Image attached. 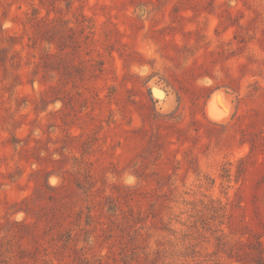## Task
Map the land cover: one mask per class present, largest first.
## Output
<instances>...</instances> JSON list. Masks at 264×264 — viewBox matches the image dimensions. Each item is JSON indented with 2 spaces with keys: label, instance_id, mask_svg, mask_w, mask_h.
<instances>
[{
  "label": "rangeland",
  "instance_id": "rangeland-1",
  "mask_svg": "<svg viewBox=\"0 0 264 264\" xmlns=\"http://www.w3.org/2000/svg\"><path fill=\"white\" fill-rule=\"evenodd\" d=\"M0 264H264V0H0Z\"/></svg>",
  "mask_w": 264,
  "mask_h": 264
},
{
  "label": "bare ground",
  "instance_id": "bare-ground-1",
  "mask_svg": "<svg viewBox=\"0 0 264 264\" xmlns=\"http://www.w3.org/2000/svg\"><path fill=\"white\" fill-rule=\"evenodd\" d=\"M219 112H220V110H219Z\"/></svg>",
  "mask_w": 264,
  "mask_h": 264
}]
</instances>
